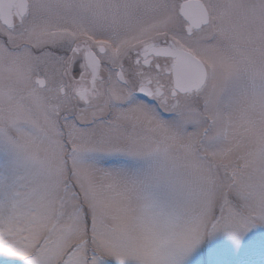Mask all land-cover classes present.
<instances>
[{"label":"snow or ice","instance_id":"snow-or-ice-1","mask_svg":"<svg viewBox=\"0 0 264 264\" xmlns=\"http://www.w3.org/2000/svg\"><path fill=\"white\" fill-rule=\"evenodd\" d=\"M0 264H264V0H0Z\"/></svg>","mask_w":264,"mask_h":264}]
</instances>
